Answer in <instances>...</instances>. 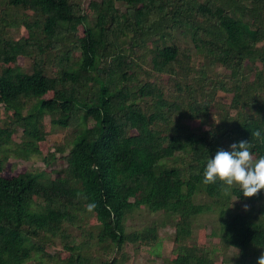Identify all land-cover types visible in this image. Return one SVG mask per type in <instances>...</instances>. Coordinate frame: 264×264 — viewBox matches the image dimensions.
<instances>
[{
	"label": "trees",
	"instance_id": "1",
	"mask_svg": "<svg viewBox=\"0 0 264 264\" xmlns=\"http://www.w3.org/2000/svg\"><path fill=\"white\" fill-rule=\"evenodd\" d=\"M217 91L231 95L222 115L210 111ZM0 106V264H129L143 251L150 264H257L264 190L225 194L203 171L242 140L264 156V0H0ZM46 117L71 131L54 152ZM57 154L55 178L7 162L48 167ZM142 208L166 220L128 232ZM212 211L210 234L200 227L193 242ZM166 221L174 246L163 258Z\"/></svg>",
	"mask_w": 264,
	"mask_h": 264
},
{
	"label": "rangeland",
	"instance_id": "2",
	"mask_svg": "<svg viewBox=\"0 0 264 264\" xmlns=\"http://www.w3.org/2000/svg\"><path fill=\"white\" fill-rule=\"evenodd\" d=\"M85 1L89 2L90 0H85ZM9 15H10V18L12 19L14 18L18 19L22 17V15L19 12H16L13 10L9 11ZM9 33L12 38H17L19 36V32L15 30L14 28L10 29ZM190 52L192 53V49L190 50ZM28 65H29V61H25L24 66L28 67ZM218 72H219L218 74L216 73L214 75L215 80H223V81L226 80L225 78L226 73H224L222 70H219ZM157 80L159 81L160 85L163 87V90L167 92L168 91L167 87H170V83L167 81V79L163 77L161 78L157 77ZM230 100H231V95L225 94L222 91H217L216 99L213 105L210 107V111L214 114L222 115L225 111L229 110ZM249 110L250 109H248V111ZM2 111H3V108L0 106V127H3V124H4V116H3ZM250 111H253V109H251ZM230 114H234V111H231ZM44 121L46 125V131L48 132L47 137H46V145L50 149V152H54L57 146H62L64 144L65 139H67L68 141L71 139L70 138L71 131L61 130V129L53 127L50 124V120L48 117H46ZM198 125L199 123L197 122L190 123V126L192 128H198L199 127ZM15 132H16L15 135L17 139H20L22 137V129L20 127H16ZM56 159L57 161L52 163L48 167L45 166L46 164H44L43 159L38 156H33L27 161L15 159L13 156H11L7 162L10 167H13L15 169L19 167H26L28 170H31V171H36V170L40 171V170H43L44 168H47L48 170H51L54 172L52 174V177L55 178L58 175H60L55 172L59 173L66 166V163L60 159V154L56 155ZM196 202L200 204L210 203L209 200H207L206 198L202 196H199L196 199ZM233 203H237L236 199H233ZM215 215L216 213L212 211L211 214L202 216L195 221L193 225V232H192L193 242H196L199 244L198 230L200 227H205L206 234H210ZM164 220L166 219L162 213L153 214V213H150L146 208L137 209L130 215L126 223V230L128 232L133 231V230H141L153 224L160 225V223L163 222ZM165 223H166L165 227H160L158 230L159 235L163 239V258L169 257L170 252L174 246V243H173L174 230L172 226L169 224V221H166ZM74 234L78 235L77 240H80L79 232L77 230H74ZM210 242L212 245H217L218 239L214 238ZM209 244L210 243H208V245ZM47 250L51 253H54L58 250H61V245L57 243L54 246H48ZM127 250L129 252H132L130 246L127 247ZM229 252L231 253L232 249H230ZM130 260L131 261L129 264H150L149 256L146 254L145 251H143L138 256H133V257L131 256ZM154 264H162V259H156Z\"/></svg>",
	"mask_w": 264,
	"mask_h": 264
},
{
	"label": "clouds",
	"instance_id": "3",
	"mask_svg": "<svg viewBox=\"0 0 264 264\" xmlns=\"http://www.w3.org/2000/svg\"><path fill=\"white\" fill-rule=\"evenodd\" d=\"M259 138V130L252 133ZM248 141L230 145V150L219 149L214 158H209L203 171L205 185L219 182L224 186L225 194L232 188H238L245 198H252L264 190V156L255 158ZM247 210V205L244 206ZM95 204H89L91 212ZM257 264H264V252L257 259Z\"/></svg>",
	"mask_w": 264,
	"mask_h": 264
}]
</instances>
